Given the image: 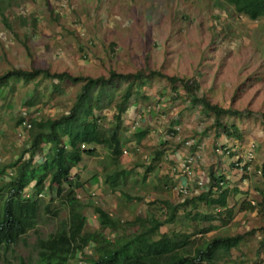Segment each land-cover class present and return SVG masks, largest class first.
<instances>
[{
    "label": "rangeland",
    "instance_id": "obj_1",
    "mask_svg": "<svg viewBox=\"0 0 264 264\" xmlns=\"http://www.w3.org/2000/svg\"><path fill=\"white\" fill-rule=\"evenodd\" d=\"M32 66L73 75L105 76L109 69L127 72L149 67L169 75L195 76L199 81L197 95L241 110L240 115L221 117L239 132V137L228 136L212 125L211 114L185 98L181 87L174 91L163 77L146 80L140 93L128 99L120 123L126 152H121L117 161H112L101 145L93 155L83 154L76 166L82 183L76 196L86 204L84 229L93 230L98 225L91 204H99L124 220L149 212L162 217L151 201L164 198L178 202L195 194L191 182L195 176L204 180V185L210 171L221 173L225 186L235 188L228 195L232 217L226 223L213 220V227L193 236L200 241L217 234L244 233L228 252H217L214 264H264V204H260L264 193V123L260 116L264 112V15L249 19L225 0H0V72ZM124 85L121 80L107 86L111 101L102 109L104 114L113 110L111 104ZM61 86L57 92L52 90L50 79H10L0 91V164L9 161L26 141L27 131L22 138L16 135L22 110L30 116H55L70 105L79 82H62ZM27 100L33 103L28 106ZM133 101L134 114L128 112ZM107 121V117L101 118L102 124ZM138 127L147 128V132L136 142L133 132ZM250 142L253 149L248 167L240 168L232 159L243 154ZM217 144L229 152L215 153ZM157 147L161 155L144 171ZM186 154L195 158L190 177L178 167ZM120 167L127 171L119 176L117 187L105 186L104 174ZM185 179L189 190L177 191L176 186ZM124 194L139 199H128ZM247 202L252 207L240 206ZM51 204L58 207L57 215L41 212L37 230L29 229L9 245L0 256V264H34L36 235L45 236L67 217V208L58 198ZM187 209L207 211L208 207L198 203ZM177 212L175 221L161 225L160 231L189 232L194 226L207 225L183 217L181 209ZM103 232L111 234L106 228ZM91 245L87 246L88 254ZM79 258L71 257L68 263L85 264V260L78 262Z\"/></svg>",
    "mask_w": 264,
    "mask_h": 264
},
{
    "label": "trees",
    "instance_id": "obj_2",
    "mask_svg": "<svg viewBox=\"0 0 264 264\" xmlns=\"http://www.w3.org/2000/svg\"><path fill=\"white\" fill-rule=\"evenodd\" d=\"M225 1L236 13L244 14L249 19L264 15V0ZM152 77L165 78L174 91L181 87L188 101L199 104L204 112L212 115L214 127L221 128L225 135L239 137L237 127L233 123L223 122L221 117L240 115L242 111L223 107L204 95H197L199 81L195 76L169 75L149 67L127 72L109 69L105 76L73 75L65 70L54 71L48 67L34 66L10 67L0 72V91L9 85L10 79L23 82L37 78L50 79L52 90L57 92L61 91L62 82H79L70 105L57 115L42 117L22 113L17 118L18 126L22 120H27L29 126L24 130L27 131L26 141L9 161L0 164V256L29 229L37 230L41 212L57 215L58 207L51 204L54 198H58L59 203L67 208V217L45 236L36 235L34 264H69L71 257H80L79 260H85V264H214L213 259L218 251L228 252L241 241L244 233L217 234L200 241L193 236L213 227V220L226 223L232 217L233 206L228 204V195L235 188L225 186V177L213 171L209 172L203 188L195 194L183 196L178 202L164 198L151 201L156 203L162 217L149 212L124 220L110 214L99 204H91L98 228L84 229L86 215L83 207L86 204L76 196V189L82 183L78 172L72 171V168L79 165L83 154L93 155L97 145L107 150L112 161H117L122 146L120 123L128 107V99L139 94L140 87ZM121 80L125 81V85L111 104L113 110L110 114H104L102 109L111 101L107 86ZM103 97L107 100L103 101ZM26 102L28 106L33 103L29 100ZM246 112L250 111L246 109ZM260 116L264 123V112H260ZM102 117L108 118L106 125L101 123ZM24 131L19 138L25 135ZM146 132L147 128H136L133 132L135 141L139 142ZM160 155L161 149L155 148L150 162H155ZM151 165L152 162L146 164L144 171L149 170ZM262 168L264 170V165ZM126 171L120 167L106 172L102 182L112 188ZM42 190L44 192L38 195ZM124 195L128 199H139L138 196ZM261 195L263 202L260 204H264V193ZM198 203L207 206L208 210L191 212L187 209L188 205L191 208ZM240 206L252 207L249 203ZM179 209L183 217L204 221L207 225L194 226L189 232L160 231L161 225L175 221ZM104 228L111 232L110 236L104 234ZM89 243H92L91 254L87 253L86 248Z\"/></svg>",
    "mask_w": 264,
    "mask_h": 264
},
{
    "label": "built area",
    "instance_id": "obj_3",
    "mask_svg": "<svg viewBox=\"0 0 264 264\" xmlns=\"http://www.w3.org/2000/svg\"><path fill=\"white\" fill-rule=\"evenodd\" d=\"M21 113L25 114V111L22 110ZM29 126V122L27 120H22L20 125L17 126V132L16 135L17 137H20L21 133ZM132 126H135L132 125ZM186 144H190L189 141H185ZM80 146H83L82 143H80ZM252 149H253V144L250 142L249 146L246 148L245 152L241 155L236 154L235 157L232 159L235 165H238V167L241 168V166H243L244 168L248 167V165L246 164L248 160H250L251 156H252ZM215 153H219V154H223V153H228L229 152V148H227L226 146H222L220 144H217L214 146L213 148ZM121 152L125 153L126 149L124 147L121 146ZM143 158L149 160L147 155H143ZM195 161L194 156L192 155H185L182 160L178 163V167L181 169L182 172L185 173V175L187 177H190V175H193L192 169L190 168L191 165L193 164V162ZM174 169V168H172ZM76 167H74L72 169V171H75ZM72 173V172H71ZM192 178V176H191ZM204 180L199 179L198 176H195V178H193V181L191 180L192 183H194V193H197L198 190H195V187H199V188H203V182ZM187 184V180L185 179L184 181L180 182L179 185L176 186L177 191H180L182 193H186L187 190H189L190 186H186ZM45 187V186H44ZM44 189V188H43ZM44 191H40L38 193V195H41ZM91 194H93V192H91ZM250 203H254V201L252 199L249 200ZM217 209V208H216ZM87 248V246H86ZM78 262H81V260H78Z\"/></svg>",
    "mask_w": 264,
    "mask_h": 264
},
{
    "label": "crops",
    "instance_id": "obj_4",
    "mask_svg": "<svg viewBox=\"0 0 264 264\" xmlns=\"http://www.w3.org/2000/svg\"><path fill=\"white\" fill-rule=\"evenodd\" d=\"M133 100H134V99H133ZM134 102H135V101H133L132 103L129 104V105H130V108L128 109V112H129V111H132V112H131L132 114H134V111L132 110L131 107H135ZM126 112H127V111H126ZM127 115H128V113H127ZM140 120H143V118L141 117ZM82 158H83V156H82ZM81 162H82V160H81ZM79 163H80V162H79ZM103 184H104L105 186H107L104 182H103ZM85 185H86V184H85ZM86 187H87V186H86ZM107 187H109V186H107ZM114 187H117V186H114ZM114 187H113V188H114ZM109 188H110V187H109ZM113 188H112V189H113ZM110 189H111V188H110ZM151 197H152V196H151ZM154 198H155V197H154ZM160 199H163V198H160ZM145 201H147V199H145ZM81 202H82V203H85V202H83V201H81ZM144 206H146V203L144 204Z\"/></svg>",
    "mask_w": 264,
    "mask_h": 264
},
{
    "label": "clouds",
    "instance_id": "obj_5",
    "mask_svg": "<svg viewBox=\"0 0 264 264\" xmlns=\"http://www.w3.org/2000/svg\"><path fill=\"white\" fill-rule=\"evenodd\" d=\"M77 170V169H76Z\"/></svg>",
    "mask_w": 264,
    "mask_h": 264
}]
</instances>
